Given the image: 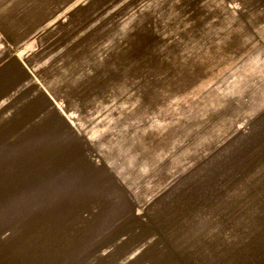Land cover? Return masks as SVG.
<instances>
[{
    "label": "rangeland",
    "instance_id": "1",
    "mask_svg": "<svg viewBox=\"0 0 264 264\" xmlns=\"http://www.w3.org/2000/svg\"><path fill=\"white\" fill-rule=\"evenodd\" d=\"M48 249L264 264V0H0V264Z\"/></svg>",
    "mask_w": 264,
    "mask_h": 264
},
{
    "label": "crops",
    "instance_id": "2",
    "mask_svg": "<svg viewBox=\"0 0 264 264\" xmlns=\"http://www.w3.org/2000/svg\"><path fill=\"white\" fill-rule=\"evenodd\" d=\"M21 42L22 41H20L16 46H14L13 56L10 59H5L4 57H1V90H3V91H4V84H5V75L7 72L6 71V64L8 62L14 61L17 65V69H18L19 73L21 72L22 74L29 75L30 80L35 79L37 81V74L33 70V67L31 65L28 66L26 64V62L24 60H22L20 55H19L22 51ZM5 49H6L5 43H4V41H1V51L5 50ZM42 88L46 93H51V94L53 93L52 86L49 84H46L45 88L44 87H42ZM63 112H64V115L67 116L68 112H66L65 110ZM68 121H69V119H68ZM70 121H72L71 124H69V123H66V124H68V128L70 129L72 134L81 140L88 141L83 130H81L79 128V125L76 124L73 120H70ZM51 238H53L51 234H45L43 240L46 239V241L50 242ZM39 248H43V249L47 248V243L42 244L41 246H38V248L35 249V251L39 250ZM42 251H44V250H42ZM46 251H47V253H46L47 255H45V254L40 255L37 252L35 253V255L32 252L28 253V255L25 254V256L19 260V262H20V264H47V262H48L47 258L51 259L52 257H58V255H60V252H61V255H63L61 250L59 251L58 254H55L54 251L51 249H48ZM17 263H18V261L16 262V264ZM51 264H53V263H51Z\"/></svg>",
    "mask_w": 264,
    "mask_h": 264
}]
</instances>
